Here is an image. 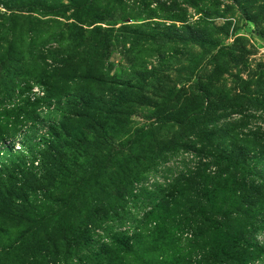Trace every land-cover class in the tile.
Returning a JSON list of instances; mask_svg holds the SVG:
<instances>
[{
  "label": "rangeland",
  "instance_id": "obj_1",
  "mask_svg": "<svg viewBox=\"0 0 264 264\" xmlns=\"http://www.w3.org/2000/svg\"><path fill=\"white\" fill-rule=\"evenodd\" d=\"M263 162L264 0H0V264H264Z\"/></svg>",
  "mask_w": 264,
  "mask_h": 264
},
{
  "label": "trees",
  "instance_id": "obj_2",
  "mask_svg": "<svg viewBox=\"0 0 264 264\" xmlns=\"http://www.w3.org/2000/svg\"><path fill=\"white\" fill-rule=\"evenodd\" d=\"M11 98L12 97V94H11V96H8V98ZM29 103V102H28ZM10 104V103H9ZM11 111L12 112H14V116H11L12 118H16V119H19L20 117H22V115L20 114V113H18V110H16V108H15V106L14 107H12V109H11ZM10 111V112H11ZM56 140V139H55ZM41 142V139L38 141V149H39V143ZM46 142V140L44 139L43 140V142L42 143H45ZM44 145V144H43ZM41 146V145H40ZM251 148L253 149L254 148V146H251ZM45 152V151H44ZM39 153H40V151H38V159H40V164H41V158L43 159L44 158V160H43V165L44 166H46L45 165V163H46V160L48 159V154H44L43 155V157H39ZM243 153H246V152H244L243 151ZM26 155H28V156H32V150H29L28 151V153L26 154ZM253 157V155L252 156H250V153H248L247 154V158L248 159H251ZM239 162H240V165L239 166H245L246 165V163H248L249 161H247V160H239ZM264 163V162H263ZM263 163H260V168L262 169L261 171H257V168H256V176H258L261 180L262 179H264V165H261V164H263ZM233 164H234V162H233ZM42 165V164H41ZM258 167V166H257ZM263 174V175H262ZM264 182V181H263ZM243 183H245V182H243ZM242 183V184H243ZM242 184L240 185V186H242ZM249 189L250 190H252L253 192H254V188H253V186H251V185H249ZM245 205H246V212H249V213H251L252 215H253V217L256 215V212H255V210L253 209L254 208V202H252V203H249V201L248 202H246L245 203ZM261 206V205H260ZM248 209V210H247ZM253 210V211H252ZM251 211V212H250ZM262 211H264V208L262 209ZM251 220H253V218H251ZM260 224V222H254L253 223V228L255 229V231H259L260 229H263L264 228V223L263 224H261V225H259ZM261 227V228H260Z\"/></svg>",
  "mask_w": 264,
  "mask_h": 264
}]
</instances>
